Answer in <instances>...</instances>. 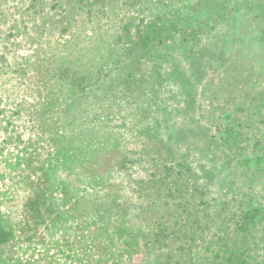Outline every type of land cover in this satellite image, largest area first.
Wrapping results in <instances>:
<instances>
[{
  "label": "rangeland",
  "instance_id": "rangeland-1",
  "mask_svg": "<svg viewBox=\"0 0 264 264\" xmlns=\"http://www.w3.org/2000/svg\"><path fill=\"white\" fill-rule=\"evenodd\" d=\"M0 229V264H264V0H0Z\"/></svg>",
  "mask_w": 264,
  "mask_h": 264
},
{
  "label": "trees",
  "instance_id": "trees-1",
  "mask_svg": "<svg viewBox=\"0 0 264 264\" xmlns=\"http://www.w3.org/2000/svg\"><path fill=\"white\" fill-rule=\"evenodd\" d=\"M117 208H119V207H117ZM107 210V209H106ZM114 210V209H113ZM119 210V209H118ZM117 210V211H118ZM122 211H120L119 213H121ZM106 213H108V211H106ZM193 230H194V233H193V235L194 236H196L197 235V233H198V231H199V225L197 224L196 226H193V228H192ZM7 236H8V233L6 232V231H3L2 229H0V242H3V241H6L8 238H7ZM197 241V240H196ZM229 261V260H228ZM236 262V261H235ZM223 264H225V263H223ZM227 264H232L231 263V260L229 261V263H227ZM237 264H243V263H240L239 262V260H238V262H237Z\"/></svg>",
  "mask_w": 264,
  "mask_h": 264
},
{
  "label": "crops",
  "instance_id": "crops-1",
  "mask_svg": "<svg viewBox=\"0 0 264 264\" xmlns=\"http://www.w3.org/2000/svg\"><path fill=\"white\" fill-rule=\"evenodd\" d=\"M77 207H78V205H77Z\"/></svg>",
  "mask_w": 264,
  "mask_h": 264
}]
</instances>
